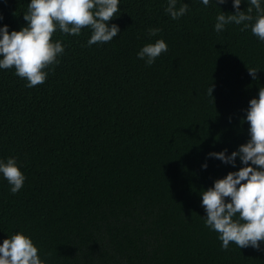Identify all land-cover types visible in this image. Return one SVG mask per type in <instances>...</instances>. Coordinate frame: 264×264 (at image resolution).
Segmentation results:
<instances>
[{"label":"trees","instance_id":"1","mask_svg":"<svg viewBox=\"0 0 264 264\" xmlns=\"http://www.w3.org/2000/svg\"><path fill=\"white\" fill-rule=\"evenodd\" d=\"M29 3L0 0V27H24ZM185 3L172 19L168 0H120L108 43L57 29L64 52L38 86L0 69V160L15 157L25 176L13 194L0 173V244L23 231L47 264H264V241L222 249L201 194L243 166L209 153L250 139L264 41L242 24L215 31L233 0ZM161 38L168 50L147 66L138 52Z\"/></svg>","mask_w":264,"mask_h":264},{"label":"clouds","instance_id":"2","mask_svg":"<svg viewBox=\"0 0 264 264\" xmlns=\"http://www.w3.org/2000/svg\"><path fill=\"white\" fill-rule=\"evenodd\" d=\"M210 0H202L207 6ZM227 0H216L219 5ZM247 11L240 10L242 0H233L234 13L224 11L216 17L215 31L221 32L226 25H243L242 31L251 26V31L264 41V7L261 0H247ZM178 0H168L166 12L172 19L186 14L188 5L177 7ZM255 10V16L253 12ZM120 12V0H30L24 13L27 24L20 30L9 31L5 24L0 27V69H14L15 75L27 81L31 88L43 84L50 66L57 64L63 54L64 45L53 40L57 29L60 32L78 36L84 28L92 34L88 46L108 43L120 33L117 24L109 22ZM2 19V17H0ZM161 29H149L156 36ZM168 50L164 39L145 44L138 52L151 66ZM249 75L257 79L258 71L248 68ZM214 85L208 92L212 96ZM244 120L250 125V139L239 146L231 155L227 149L209 153L226 164L235 165L239 157L242 167L217 179L214 186L202 191V207L207 215L205 224L218 233L222 249L228 250L230 243L240 248L260 249L264 241V87L258 97L249 102ZM207 168V164L203 165ZM0 173L11 185V192L17 193L24 185L25 176L15 157L0 160ZM48 255H51L49 253ZM0 264H47L39 255L33 239L23 231L16 232L0 244Z\"/></svg>","mask_w":264,"mask_h":264}]
</instances>
